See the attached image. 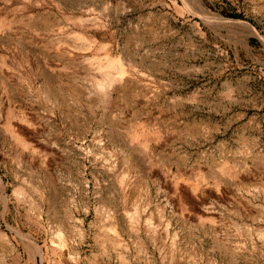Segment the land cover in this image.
I'll return each mask as SVG.
<instances>
[{"label":"rangeland","instance_id":"1","mask_svg":"<svg viewBox=\"0 0 264 264\" xmlns=\"http://www.w3.org/2000/svg\"><path fill=\"white\" fill-rule=\"evenodd\" d=\"M1 263L264 264V0H0Z\"/></svg>","mask_w":264,"mask_h":264},{"label":"bare ground","instance_id":"2","mask_svg":"<svg viewBox=\"0 0 264 264\" xmlns=\"http://www.w3.org/2000/svg\"><path fill=\"white\" fill-rule=\"evenodd\" d=\"M112 67L113 68H115L114 70L113 69H109V71H106L105 70V72H104V70L102 71V73H103V76L100 78V80H95L94 81V83H93V89H94V91L95 92H97L96 94H98V93H103V96H105L104 94H106V96L107 97H104V99L103 100H108L109 98H111V97H108L109 95H107V94H109V90L117 83V82H119L118 80H120L125 74H126V69L124 68V66L119 62V61H117V60H115L113 63H112ZM95 79V78H94ZM98 79V78H97ZM120 83V82H119ZM118 83V84H119ZM113 89V88H112ZM93 91V92H94ZM87 92V91H86ZM89 92V91H88ZM87 92V93H88ZM91 92V91H90ZM111 93V92H110ZM89 94V93H88ZM100 96V95H99ZM101 97V96H100ZM99 97V98H100ZM101 99V98H100ZM101 152V151H100ZM129 164H131L130 162H129ZM130 168V167H129ZM128 173V172H127ZM38 190V189H37ZM42 191V190H41ZM41 193V192H40ZM19 194L22 196V197H24L25 198V196H26V192L25 191H21V189L19 190ZM36 194V193H35ZM134 195H135V193H134ZM20 196V197H21ZM40 196H41V194H40ZM136 196V198L134 199V201L135 200H137L138 201V199H137V195H135ZM22 200V199H21ZM24 201V200H23ZM137 201H135L136 203H137ZM142 201V205L141 206H143V204L144 203H146L147 202V199H143V200H141ZM31 202H33V201H31ZM135 202H133V204H135ZM34 204V203H33ZM138 204V203H137ZM137 204H135V208H134V212L133 213H131V215H130V220H129V222L131 223V225H129V226H131V229L132 230H134V231H137V224L140 222V219H141V216H140V214H141V211H142V207L140 206V203H139V205H137ZM103 212V211H102ZM108 212V211H107ZM102 214V213H101ZM108 213H106V211L103 213V218H102V220H111V216H109V214L107 215ZM71 220L73 219V217H69ZM110 222V221H109ZM153 222V221H152ZM150 225V224H149ZM120 226V224L118 223V222H116L115 220H113L112 219V222H111V226L108 228V230H106V229H104L103 230V234L100 236V234H99V239L101 240V242H103V245L104 244H107V243H115V242H113V241H111V240H109V237L108 236H106V234H107V232L109 233V232H116V230H117V228ZM149 229H151V231H153L154 229L152 228V225H150V227H149ZM16 231V234H17V236H20L21 238H23V239H25V242H29L30 244H31V242L30 241H28V235H25L22 231H20V230H15ZM150 231V230H149ZM154 233V232H153ZM78 234V233H77ZM155 234V233H154ZM55 238H58L59 240H60V242H61V244H66V237H65V235H64V233L62 232V230H58L57 232H56V234H55V236H54ZM81 237V236H80ZM30 240V239H29ZM116 244V243H115ZM32 245V251H33V254L34 255H38V251H37V249H36V247L35 246H33V244H31ZM174 248V247H173ZM172 249V248H171ZM176 249V248H175ZM175 249H173V250H175ZM12 251V250H11ZM171 252H173V251H171ZM170 252V253H171ZM2 253V252H1ZM174 253V252H173ZM172 254V253H171ZM170 254V256H172ZM175 254V253H174ZM174 257V256H173ZM2 264V263H1Z\"/></svg>","mask_w":264,"mask_h":264}]
</instances>
